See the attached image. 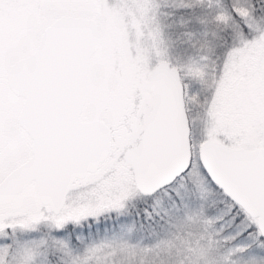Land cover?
<instances>
[{"label":"snow or ice","instance_id":"obj_1","mask_svg":"<svg viewBox=\"0 0 264 264\" xmlns=\"http://www.w3.org/2000/svg\"><path fill=\"white\" fill-rule=\"evenodd\" d=\"M0 264H264V0H0Z\"/></svg>","mask_w":264,"mask_h":264}]
</instances>
